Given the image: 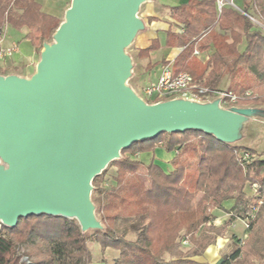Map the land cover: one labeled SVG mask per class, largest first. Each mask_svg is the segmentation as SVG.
Instances as JSON below:
<instances>
[{
    "label": "trees",
    "instance_id": "1",
    "mask_svg": "<svg viewBox=\"0 0 264 264\" xmlns=\"http://www.w3.org/2000/svg\"><path fill=\"white\" fill-rule=\"evenodd\" d=\"M244 2L241 10L264 25V0ZM169 17L182 32L171 28L164 45L156 39L139 57L147 59L163 47L175 50L173 61L158 64L172 62L175 75L189 73L213 91L228 82L225 92L240 98L233 105L227 100L231 107L264 106V33L246 15L230 7L219 12L216 0H189L171 7ZM61 24L37 0H0V29H28L24 40L38 52L54 39ZM242 132L233 144L195 130L163 133L133 144L109 165L115 169L109 178L106 169L92 183L101 230L83 232L75 220L46 215L20 219L14 228L2 226L0 264H24L23 258L28 264H91L94 243L103 253L117 251L115 264H206L193 257L205 254L237 220L247 222L248 238L243 246L241 239L234 240L218 264H264V153L236 145L243 140ZM159 148L175 153L171 172L138 159ZM150 183L161 191L159 198L149 196ZM230 200V218L217 228L212 212L223 211ZM259 201L263 204L254 212ZM181 231L193 246L188 255L177 243ZM129 234L136 238L128 239Z\"/></svg>",
    "mask_w": 264,
    "mask_h": 264
},
{
    "label": "water",
    "instance_id": "2",
    "mask_svg": "<svg viewBox=\"0 0 264 264\" xmlns=\"http://www.w3.org/2000/svg\"><path fill=\"white\" fill-rule=\"evenodd\" d=\"M150 0H72L66 22L44 45L31 79L0 76V223L46 215L102 229L94 179L133 144L195 130L233 144L257 109L220 101L143 102L129 87L124 53L145 26Z\"/></svg>",
    "mask_w": 264,
    "mask_h": 264
},
{
    "label": "crops",
    "instance_id": "3",
    "mask_svg": "<svg viewBox=\"0 0 264 264\" xmlns=\"http://www.w3.org/2000/svg\"><path fill=\"white\" fill-rule=\"evenodd\" d=\"M37 1L41 4L42 9L45 13L55 16L59 19H60L59 15L63 13L62 11H65V7L68 2L67 0H55V1H58L60 4L53 8H47L45 6V2L47 0H42V1L37 0ZM188 2L189 0H150L146 2L145 4H143L145 8L143 9L141 20L145 26L144 28L145 34L141 36L140 40L138 41L137 52L139 53L140 51L150 47L152 42L156 39L160 40L161 44L164 45L166 33L169 32L171 28L172 30L176 32H182V26L175 24L170 19L169 10L171 7L182 6L184 4H187ZM233 3L234 5H236L237 8L243 9L245 2L244 0H234ZM6 28H7V33L9 29H12L16 33H21L23 39L28 33V29H22L20 31H17V29L15 30L11 28L10 26ZM5 42L7 46H10L13 43H17L19 46L18 42L14 40H10V39L8 40V36L6 37ZM26 42L30 44V42L28 41ZM30 47H31V51H28V53L22 52L19 47V51L14 55V57L10 60H6L5 62H2L4 63L5 67L3 66L1 67H3L4 70L6 69L8 70L11 68H14V69L20 68V69H23L25 75L24 76L17 75V76L25 77V79L29 76L32 77L36 73L37 65L40 62L42 52H38L37 50H35L31 44H30ZM161 50L163 51L162 61L163 60H167V61L169 60V62L173 61V59L177 55L175 50L166 49L164 47L159 49V51ZM163 65L164 64H161V67ZM158 75L159 73L154 77L152 81H155ZM256 108H258V110L261 113H263L264 106H260ZM250 126H252L254 129L252 134H250L248 130L250 129ZM245 127H246V129H244L245 134L243 135V141L241 143L249 142L253 147H248V148L253 149L257 153H261V154L264 153V117H261V115H259L253 119H250L248 122L245 123ZM242 145L243 144H241V146ZM156 154H158L159 158H161L163 163L167 165V168L164 169L163 166L160 163H158V161L155 160ZM141 156H145V155H141ZM149 156H151L152 161L149 162L148 164L154 162L160 167H162L166 172H171L173 170L170 165V162L175 157V153L169 154L159 148L155 151V153L149 154ZM154 192L156 193V190H154ZM233 205H234V202L230 200V202L224 205L225 208L223 211L217 210L215 212L216 213V215H214L216 219L215 221L218 222V224H222V223L225 224L228 221V219L230 218V215L227 212L231 211ZM231 227H235L236 229H238L239 232H236V231L231 232L230 234H227L226 237L219 239L217 246L209 248L206 251L203 259L202 260L199 259L200 261L197 260L198 262L206 263V264H218L221 260V257H219V253L222 250V248H224L227 244H230V241L234 242V240H237V239L240 240L241 239L240 235H244L246 233V230L244 229L245 227L240 220H237Z\"/></svg>",
    "mask_w": 264,
    "mask_h": 264
},
{
    "label": "rangeland",
    "instance_id": "4",
    "mask_svg": "<svg viewBox=\"0 0 264 264\" xmlns=\"http://www.w3.org/2000/svg\"><path fill=\"white\" fill-rule=\"evenodd\" d=\"M40 1H42V0H40ZM67 1L68 2L66 4L65 11H62L63 13L59 15L62 24H64L66 22V18H65L66 13L65 12H67L71 8V6H72V0H67ZM59 4L60 3L58 1H55V0H47L45 2V6L47 8H53L55 6H58ZM144 8H145L144 5L141 6L140 7V10H139V13L137 15V18L140 19V21H142L141 20V15H142V12H143V9ZM144 34H145V30L140 31L137 34V36L135 37V39L132 42V44L130 46H128V48L124 49V53L131 58L132 65H133V68L131 69V76L127 80L126 86L129 87L131 90H133V92L140 99H142L143 102L144 101L146 102L148 100L144 96L143 89L159 73L160 68H161V65H159L158 63H161V61L163 59V51L162 50L161 51H157V52L153 53L147 59H144V58L139 57V54L137 52V44H138V41L140 40L141 36H143ZM7 36H8V40L9 39L10 40H14V41H16V42L19 43V47H20V50L22 52L28 53V51H31L30 44L27 43L22 38V34L21 33H16L12 29H9L8 30V33H7ZM161 38H163V37H161ZM161 40H163V39H161ZM54 43H55L54 39L53 40L51 39V41H50V43L48 45H53ZM43 50L44 49H42L41 52H43ZM149 65H152V68L151 69L148 68ZM1 66L5 67L4 66V63L1 62V64H0V74L2 76H4V77L11 76V75H15V76H17V75L24 76L25 75L23 69H20V68H18V69L11 68V69H8L7 70L5 68L6 70H4L3 67H1ZM21 78H25V77H21ZM26 79H31V76L27 77ZM227 85H228V82H226V84H223L220 87V91L219 92H224V90L227 88ZM217 100H219V97L218 96H210V98L204 99V101H206V102H212V103L214 101H217ZM220 108H222L224 110H230L231 108H234V107H231L230 105L223 104V105H220ZM251 109H253V108H251ZM244 129H246L245 126L242 129L243 132H242L241 137H243V135L245 134V130ZM248 130H249V133L252 134V132H253L254 129H253L252 126H250V129H248ZM241 142H239L236 145L243 144L246 147H253L249 142H245V143H241ZM259 154H261V153H259ZM155 156H156L155 160L158 161V163H160L163 166L164 169L167 168V165H165L163 163V161L161 160V158H159V155L156 154ZM138 159H140L141 162L144 163L145 165L152 161V158L149 155L146 156V157L145 156H138ZM0 166L6 167L5 163L1 159H0ZM107 170H108L107 177L109 178L110 175H112V173L115 171V169L112 168L111 166H108L107 167ZM109 183H110V181H109ZM148 189H149V196L150 197H154V198H159L160 197L161 191L156 186H154V184H151L150 183ZM154 190H156V193L154 192ZM262 204H263V201H259V203H258V205L256 207V209L258 210V212H259V207ZM216 211L217 210H214L212 212V214L213 215H216V213H215ZM95 214H96L97 220L99 221V214H97L96 211H95ZM215 220L216 219H214V221L212 222V225L216 226L217 228L224 225V223L218 224V222H216ZM122 223L123 222H121V224ZM235 231L236 232H239L238 229H236L235 227H230V229L227 231V233L222 238L226 237L227 234H230L231 232H235ZM91 232H93V231H91ZM180 233H181L180 234V238L177 240V243L180 244V251L184 255H188L190 253L189 251H193V250H191L193 246L190 243V240L187 239V238H185V232L184 231L183 232L181 231ZM249 233L250 232H246L244 235H240L241 236V240H242L241 246L244 245L245 241L248 238ZM135 238H136V236L134 234H129L128 235V239H130V240H134ZM219 239H221V238H219ZM219 239L217 240V243L215 245L210 246L209 248L217 246ZM234 245H235V242L230 241V244H227L224 248H222V250L219 253V257L222 258V256L224 254H228L231 251V248L234 247ZM90 249H91V253H92V263L91 264H115L116 260L119 257V253L117 251H115V250H107L106 252L103 253L102 250H101V247H100V245L98 243H94L93 245H91L90 246ZM23 251H24V249H22L21 253ZM204 256H205V254H203L202 256L201 255L200 256H195V257H193V259L196 260V261L197 260L200 261V260L203 259ZM166 258L169 259L168 256H166ZM21 263L28 264V260L26 258L25 259L23 258Z\"/></svg>",
    "mask_w": 264,
    "mask_h": 264
},
{
    "label": "built area",
    "instance_id": "5",
    "mask_svg": "<svg viewBox=\"0 0 264 264\" xmlns=\"http://www.w3.org/2000/svg\"><path fill=\"white\" fill-rule=\"evenodd\" d=\"M234 0H216L219 12L226 7L233 8L234 10L246 15L253 25L264 33V25L257 20L254 16L243 12L241 9L237 8L233 3ZM7 25L0 29V63L10 60L19 51V46L17 43H13L10 46L6 45L7 37ZM195 56L201 57L199 51H195ZM145 98L148 101H144L148 105H158L167 101L174 100H184L193 103L207 104L212 102H206L204 99L210 98V96H218L220 105H229V103L236 104L240 98L234 96L227 92L213 91L211 89L205 88L202 85L195 82L193 77L186 72H181L177 75L173 72V64L168 63L160 68L159 75L155 81L149 82L143 89ZM250 93L246 96L250 97ZM245 159H250V155L246 154ZM256 188V186H255ZM257 212V209H254ZM246 230H248L247 222H243ZM2 224L0 223V232Z\"/></svg>",
    "mask_w": 264,
    "mask_h": 264
}]
</instances>
